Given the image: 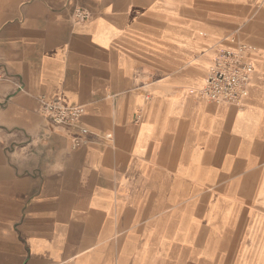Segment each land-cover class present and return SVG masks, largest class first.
<instances>
[{
  "label": "crops",
  "instance_id": "crops-1",
  "mask_svg": "<svg viewBox=\"0 0 264 264\" xmlns=\"http://www.w3.org/2000/svg\"><path fill=\"white\" fill-rule=\"evenodd\" d=\"M238 41L243 108L200 98ZM0 69V264H264V0H0Z\"/></svg>",
  "mask_w": 264,
  "mask_h": 264
},
{
  "label": "built area",
  "instance_id": "built-area-1",
  "mask_svg": "<svg viewBox=\"0 0 264 264\" xmlns=\"http://www.w3.org/2000/svg\"><path fill=\"white\" fill-rule=\"evenodd\" d=\"M75 16L80 20L90 17L89 13L80 7L76 9ZM257 49L256 45L241 41L231 47L218 48L213 63L207 70L205 84L199 90L200 98L217 105L228 104L243 108L255 69L250 54ZM2 78L0 69V79ZM40 111L53 124L63 127L77 126L86 113L84 105H68L61 99L42 101ZM82 132L88 133V129L82 128ZM81 143L85 144V141L77 142V145Z\"/></svg>",
  "mask_w": 264,
  "mask_h": 264
},
{
  "label": "rangeland",
  "instance_id": "rangeland-1",
  "mask_svg": "<svg viewBox=\"0 0 264 264\" xmlns=\"http://www.w3.org/2000/svg\"><path fill=\"white\" fill-rule=\"evenodd\" d=\"M220 191H222V192H220ZM225 193H234L233 192V188H225V189H222V190H219L218 188L210 189L211 196L225 195Z\"/></svg>",
  "mask_w": 264,
  "mask_h": 264
}]
</instances>
